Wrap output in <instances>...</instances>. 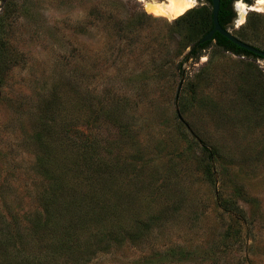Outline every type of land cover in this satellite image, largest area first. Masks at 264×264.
Listing matches in <instances>:
<instances>
[{
  "label": "rangeland",
  "instance_id": "374dc122",
  "mask_svg": "<svg viewBox=\"0 0 264 264\" xmlns=\"http://www.w3.org/2000/svg\"><path fill=\"white\" fill-rule=\"evenodd\" d=\"M145 1L0 0V264H264V59Z\"/></svg>",
  "mask_w": 264,
  "mask_h": 264
},
{
  "label": "water",
  "instance_id": "95a60500",
  "mask_svg": "<svg viewBox=\"0 0 264 264\" xmlns=\"http://www.w3.org/2000/svg\"><path fill=\"white\" fill-rule=\"evenodd\" d=\"M210 1H211V13H212V28L209 31H207L200 39H198L194 43L193 46H191L189 48L188 54H190V52L194 48H196L199 44L211 40L213 38L214 34L217 32V33L223 35L224 37H226L228 40H230L232 43H234L238 47L243 48V49H245V50H247L253 54H256L260 57H264V50L263 49L256 47L252 44H249V43L239 39L229 29L223 28L221 26V24L219 23V20H218V11H219V6H220V0H210ZM182 82H183V76L180 79V82H179V85L177 88V92H176V96H175V110H176V113H177L179 120H181L184 123V120L180 114L178 104H177ZM187 127H188V125H187Z\"/></svg>",
  "mask_w": 264,
  "mask_h": 264
},
{
  "label": "trees",
  "instance_id": "16d2710c",
  "mask_svg": "<svg viewBox=\"0 0 264 264\" xmlns=\"http://www.w3.org/2000/svg\"><path fill=\"white\" fill-rule=\"evenodd\" d=\"M208 1L210 3V6H211V1L210 0H208ZM235 1H237V0H220V6H219V11H218V20H219V23L221 24V26L223 28H227L228 29V27H230V24L232 23V19L234 17V11H233V7H232V3L235 2ZM243 1L249 2V0H243ZM186 13L188 14V12H186ZM208 23H209V26H208L207 30L204 32V34L212 28V13L211 12L208 15ZM212 41H215V43L218 46L224 48L225 50H229V51H231V52H233L235 54L244 53V54H249V55L260 57V56H258L256 54H253V53H251V52H249V51H247V50H245L243 48L238 47L237 45L232 43L230 40H228L226 37H224L223 35H221V34H219L217 32L214 34V36H213V38L211 40L199 44L196 48H194L190 52L189 55L190 56L197 55L200 50L204 49ZM260 58L264 59V57H260Z\"/></svg>",
  "mask_w": 264,
  "mask_h": 264
},
{
  "label": "bare ground",
  "instance_id": "6f19581e",
  "mask_svg": "<svg viewBox=\"0 0 264 264\" xmlns=\"http://www.w3.org/2000/svg\"><path fill=\"white\" fill-rule=\"evenodd\" d=\"M165 3L147 2L145 8L154 14H160L170 18H176L187 11L195 0H166ZM264 0H257L256 4H263Z\"/></svg>",
  "mask_w": 264,
  "mask_h": 264
}]
</instances>
